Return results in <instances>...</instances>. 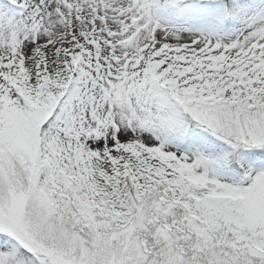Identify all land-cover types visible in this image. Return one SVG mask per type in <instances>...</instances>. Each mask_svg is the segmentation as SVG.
<instances>
[{
  "label": "snow or ice",
  "instance_id": "1",
  "mask_svg": "<svg viewBox=\"0 0 264 264\" xmlns=\"http://www.w3.org/2000/svg\"><path fill=\"white\" fill-rule=\"evenodd\" d=\"M0 264H264V0H0Z\"/></svg>",
  "mask_w": 264,
  "mask_h": 264
}]
</instances>
